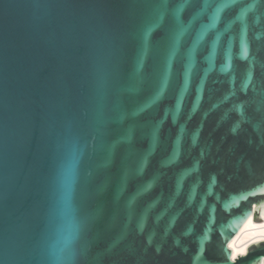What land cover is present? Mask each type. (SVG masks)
I'll return each instance as SVG.
<instances>
[{"label":"water","instance_id":"1","mask_svg":"<svg viewBox=\"0 0 264 264\" xmlns=\"http://www.w3.org/2000/svg\"><path fill=\"white\" fill-rule=\"evenodd\" d=\"M161 4L0 0V264L264 261V0Z\"/></svg>","mask_w":264,"mask_h":264},{"label":"snow or ice","instance_id":"2","mask_svg":"<svg viewBox=\"0 0 264 264\" xmlns=\"http://www.w3.org/2000/svg\"><path fill=\"white\" fill-rule=\"evenodd\" d=\"M234 2H235V0H224L223 5L218 6L215 9H212V0H203L204 7L200 9V13L196 18H194V21H195V19H199V16H201V15H209V9H212V11L210 13L211 22L209 24H207L201 30V32L199 33L200 38H203L207 29L215 27L216 21L220 18V13L222 12L223 8L231 5ZM258 2H259V0H258ZM184 3L190 6V5H192L193 0H184ZM161 7L165 8V9L167 8V0H162ZM182 11H183V5L175 8L173 13H172L171 21L168 24L170 37L173 40V42L177 43V44L180 41V37L183 36L185 32L189 31V29L194 26V23H193V25H187L185 23L184 19L181 18V12ZM237 18L240 19L241 17H237ZM168 19L169 18L167 17L166 13H161L153 21H150V28L144 34V43L146 46L150 45L149 36H150L151 31L154 29L163 28L165 26V23L168 21ZM245 34H246V29L242 30V40H241L242 46L244 48L243 55L246 57L247 56V45H246L245 40H244ZM153 140H155V133H153ZM254 207H255V205H254ZM229 247H231V245H229ZM236 257H237V253L233 252L232 256L230 258L232 260H235Z\"/></svg>","mask_w":264,"mask_h":264},{"label":"bare ground","instance_id":"3","mask_svg":"<svg viewBox=\"0 0 264 264\" xmlns=\"http://www.w3.org/2000/svg\"><path fill=\"white\" fill-rule=\"evenodd\" d=\"M252 215L240 227L238 232L228 242L230 249L240 254H245L247 247L256 241L264 240V222H253ZM264 264V261H262Z\"/></svg>","mask_w":264,"mask_h":264}]
</instances>
